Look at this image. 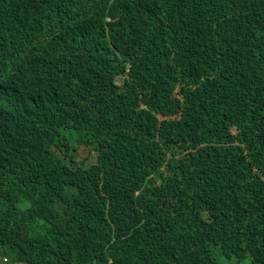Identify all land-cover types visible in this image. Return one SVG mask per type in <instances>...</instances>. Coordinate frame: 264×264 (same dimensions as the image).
Returning a JSON list of instances; mask_svg holds the SVG:
<instances>
[{
    "label": "trees",
    "instance_id": "16d2710c",
    "mask_svg": "<svg viewBox=\"0 0 264 264\" xmlns=\"http://www.w3.org/2000/svg\"><path fill=\"white\" fill-rule=\"evenodd\" d=\"M0 264H264V0H0Z\"/></svg>",
    "mask_w": 264,
    "mask_h": 264
}]
</instances>
